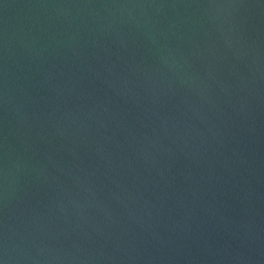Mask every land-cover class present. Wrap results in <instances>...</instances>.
<instances>
[{
    "label": "water",
    "instance_id": "95a60500",
    "mask_svg": "<svg viewBox=\"0 0 264 264\" xmlns=\"http://www.w3.org/2000/svg\"><path fill=\"white\" fill-rule=\"evenodd\" d=\"M3 264H264V0H0Z\"/></svg>",
    "mask_w": 264,
    "mask_h": 264
},
{
    "label": "snow or ice",
    "instance_id": "6c2138e0",
    "mask_svg": "<svg viewBox=\"0 0 264 264\" xmlns=\"http://www.w3.org/2000/svg\"><path fill=\"white\" fill-rule=\"evenodd\" d=\"M0 264H3V261L2 260H0Z\"/></svg>",
    "mask_w": 264,
    "mask_h": 264
}]
</instances>
